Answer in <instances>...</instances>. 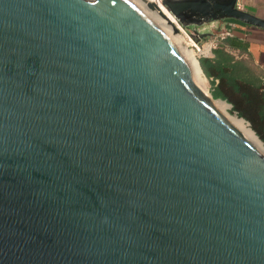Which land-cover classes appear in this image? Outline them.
Masks as SVG:
<instances>
[{"label":"water","instance_id":"obj_1","mask_svg":"<svg viewBox=\"0 0 264 264\" xmlns=\"http://www.w3.org/2000/svg\"><path fill=\"white\" fill-rule=\"evenodd\" d=\"M145 2L198 50L264 29ZM213 101L132 0H0V264H264V154Z\"/></svg>","mask_w":264,"mask_h":264},{"label":"trees","instance_id":"obj_2","mask_svg":"<svg viewBox=\"0 0 264 264\" xmlns=\"http://www.w3.org/2000/svg\"><path fill=\"white\" fill-rule=\"evenodd\" d=\"M227 39L232 43L234 37ZM215 54L213 59L202 57L199 61L203 73L211 81L213 98L231 104L264 142V80H259L241 63H233V58L222 50ZM221 57L224 59L219 60Z\"/></svg>","mask_w":264,"mask_h":264},{"label":"crops","instance_id":"obj_3","mask_svg":"<svg viewBox=\"0 0 264 264\" xmlns=\"http://www.w3.org/2000/svg\"><path fill=\"white\" fill-rule=\"evenodd\" d=\"M238 5L242 10L264 19V0H238ZM228 28L232 36H219L203 43V57L213 59L216 51L222 50L233 58V63H241L242 67L252 70L259 80H264V29L240 23H235L233 27L227 24ZM229 37H234L232 43L227 42Z\"/></svg>","mask_w":264,"mask_h":264},{"label":"bare ground","instance_id":"obj_4","mask_svg":"<svg viewBox=\"0 0 264 264\" xmlns=\"http://www.w3.org/2000/svg\"><path fill=\"white\" fill-rule=\"evenodd\" d=\"M134 2H136L137 4H139L140 7L144 8V10L146 11V13L148 12L152 17H157L159 20H161L162 22H164L166 26L169 25L168 22L166 21V19H164L158 13V11L151 10L150 8H148L145 0H134ZM165 14H167V13H165ZM171 20L175 22V20L173 18H171ZM169 29L172 30L171 26L169 27ZM175 40H178L180 42V45H182V44L184 45L183 46L184 48H182V49L183 50L185 49L184 52H185L186 57L188 58V62L190 63V65L192 67V70H193V73H194V77L197 80V82L200 85V87L205 90V82H206V79L203 76V73H202V71H201V69L199 67V64H198V60L196 58V56L199 53H202L203 50L202 49H199V50L198 49H195L194 48L195 44L192 41L188 42V39H186V36L178 35L177 37H175ZM214 104L216 105L217 109L221 113L228 114V108H229L228 104H226L225 102H222V101H215ZM227 116H228V119H229L230 123L239 132H241L243 134V136L248 141H250L260 152H264V149H262V146H261L260 142L255 137V135H254L253 131L251 130V128H249V126L246 124V122L243 119H240V118H238L236 116H230V115H227Z\"/></svg>","mask_w":264,"mask_h":264},{"label":"rangeland","instance_id":"obj_5","mask_svg":"<svg viewBox=\"0 0 264 264\" xmlns=\"http://www.w3.org/2000/svg\"><path fill=\"white\" fill-rule=\"evenodd\" d=\"M133 2H134V0H132ZM136 3V2H135ZM137 4V3H136ZM139 7H140V5L139 4H137ZM142 10H144V8H142V7H140ZM145 11V10H144ZM146 12V11H145ZM148 13V12H147ZM149 14V13H148ZM149 16L151 17V18H155L154 20H156V22H158L160 25H162V27L164 28V29H166L167 31H169V32H171L170 34H171V36L174 38V40H175V37H177L178 35H176V34H174L173 33V30H170L169 29V25H165V23L164 22H162L161 20H159L157 17H152L150 14H149ZM225 23L226 22H224V21H222V22H219L218 23V25H217V27L219 28L218 29V31H217V33H220L222 30H221V28L225 25ZM201 28H203V27H201ZM189 30L191 31L192 30V28H190V29H187V33L189 32ZM177 43H178V45L180 46V48H181V50L184 52L185 51V49L183 50L182 48H184L183 46V44L182 45H180V42L178 41V40H175ZM203 50V49H202ZM203 52H204V50H203ZM184 54H185V52H184ZM203 57V54H201V53H199L197 56H196V58H197V60L198 61H200V58H202ZM203 76L205 77V79H206V82H205V93L207 94V96L209 97V98H213V95H212V87H211V81H210V79L209 78H207L206 76H205V74H203ZM207 90V91H206ZM214 99V98H213ZM215 100V99H214ZM220 99H218L217 101H219ZM227 104H229L227 101H225ZM215 103V101H213V104ZM230 106H229V108H228V114H224V113H221V114H223L226 118H227V120L229 121V119H228V116L227 115H230V116H236V117H238V118H240V119H243V120H245L244 118H241L239 115H238V113L236 112V111H234V109H233V106L231 105V104H229ZM214 106L216 107V105L214 104ZM217 108V107H216ZM230 122V121H229ZM245 122H246V124L249 126V128H251V130L255 133V135L258 137V141L260 142V144H261V146H262V149H264V142L260 139V137L256 134V132L252 129V127H251V124H250V122H248L247 120H245ZM263 154H264V152H262Z\"/></svg>","mask_w":264,"mask_h":264},{"label":"built area","instance_id":"obj_6","mask_svg":"<svg viewBox=\"0 0 264 264\" xmlns=\"http://www.w3.org/2000/svg\"><path fill=\"white\" fill-rule=\"evenodd\" d=\"M149 2H151V3H154V4H156V5H161L162 4V2L164 1V0H148ZM230 29L228 28L227 30H225V32L224 33H226V35L227 34H230ZM229 36V35H228ZM203 54V53H202Z\"/></svg>","mask_w":264,"mask_h":264}]
</instances>
